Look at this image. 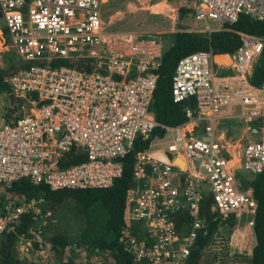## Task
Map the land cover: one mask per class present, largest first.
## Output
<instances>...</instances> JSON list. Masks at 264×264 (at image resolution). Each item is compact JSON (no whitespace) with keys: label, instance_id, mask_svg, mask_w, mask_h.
I'll return each mask as SVG.
<instances>
[{"label":"built area","instance_id":"2783aa9c","mask_svg":"<svg viewBox=\"0 0 264 264\" xmlns=\"http://www.w3.org/2000/svg\"><path fill=\"white\" fill-rule=\"evenodd\" d=\"M104 2L0 0V39L26 64L5 80L18 115L0 125V186L29 178L51 190L111 187L136 142L149 140L133 157L135 185L125 196L139 226L122 227L119 237L135 262L187 264L205 227L202 206L210 192L211 211L243 222L250 230L239 233L252 238L256 202L235 172H264V78L258 86L250 81L264 37L230 25L241 15L264 20V0H191L193 20L203 23L187 31L208 37L233 31L240 43L224 53L229 67L219 66L231 72L222 76L211 48L178 60L173 101L193 98L195 106H187L186 120L174 126L158 123L149 109L163 35L108 28ZM234 105L238 112H231ZM231 118L242 122L239 142L217 128ZM158 126L163 135H152ZM153 146L159 149L152 152ZM43 204V196L0 201V238L21 216H41Z\"/></svg>","mask_w":264,"mask_h":264},{"label":"trees","instance_id":"16d2710c","mask_svg":"<svg viewBox=\"0 0 264 264\" xmlns=\"http://www.w3.org/2000/svg\"><path fill=\"white\" fill-rule=\"evenodd\" d=\"M104 6V5H103ZM192 13L190 8L180 7L178 14L183 18L185 14ZM181 29V25L179 27ZM234 30L244 31L249 34L264 37V20H255L248 15H241L237 22L230 25ZM4 32L5 29H4ZM169 43L164 46L163 59L161 65L156 69L158 74L156 87L150 104V113L155 120L168 126L177 125L186 120L185 108L194 107L195 101L190 98L181 102H174L171 94L172 76L178 60L191 52L212 49L214 53H231L240 43L239 35L233 31L213 32L210 37L206 33L197 31L179 30L168 36ZM24 63H16L12 67L0 72V93L10 94L11 88L5 82L6 78L16 72ZM264 78V47L257 64L254 67L251 84L258 86ZM8 111L3 113V119L9 121L13 116L18 115L16 107L8 98ZM236 120V119H235ZM224 123H227L224 125ZM237 124H230L228 119H221L217 126L218 130H224L228 138L233 130H237ZM164 130L155 127L152 135H163ZM149 140L141 146L136 142L131 152L124 158L123 174L117 178L111 187L93 189H73V190H51L46 185L34 184L29 178H21L14 181L9 187L0 186V201L6 200L11 196L25 195L28 199L43 196V211L50 209L55 211L66 201H73L77 204L76 214L81 216L88 207L98 203L107 212L104 223L105 234L111 233V238L104 236L94 238L89 243L102 251H109V258L114 264H138L133 256L127 253L120 241V230L122 227H129L135 231L139 222L133 220L132 205L126 201V191L135 185L134 172L132 168L134 155L143 149L148 148ZM236 181L242 190L250 188L256 202L254 214V245L249 257L240 259L228 258L227 253L230 249V240L234 226V217L227 220L217 217L211 211V205L205 214V227L200 231L187 264H264V172L259 174L243 175L241 170L235 172ZM205 202V200H204ZM203 202V203H204ZM37 218V217H36ZM36 218L32 215H23L15 225L14 230L5 232L0 238V264H13L16 257L14 255V244L19 236L27 235L29 228L35 223ZM219 239V248L212 250L214 241ZM46 240L52 245L53 252L63 254L60 264H88L78 260L64 259V252L67 246L65 237L51 235ZM214 247V246H213ZM57 248V249H56ZM59 251V252H58ZM26 264H47L42 262H32Z\"/></svg>","mask_w":264,"mask_h":264},{"label":"rangeland","instance_id":"374dc122","mask_svg":"<svg viewBox=\"0 0 264 264\" xmlns=\"http://www.w3.org/2000/svg\"><path fill=\"white\" fill-rule=\"evenodd\" d=\"M190 5L191 0H105L103 20L105 26L108 28L129 29L142 33L163 35V42L166 46L169 43L168 36L170 34L179 30L187 31L191 27L202 25V21L195 22L193 20L192 13L185 14L183 18L179 17L178 9L180 7L189 8ZM4 23L3 18L0 17V29L4 28ZM179 25H181V29L178 28ZM17 57V54L9 46L7 40L3 42L0 39V72L18 63ZM222 58L219 55L217 57L218 60ZM216 73L219 76L224 75L218 66H216ZM8 98L9 95L5 92L0 93V125L4 120L3 113L8 111L9 105L11 106ZM224 112H226V109L222 108L221 113ZM228 122L230 124H237L238 126L237 130H233L230 133V138L227 137L224 130L220 131L225 133L226 140L239 142L243 127L241 120L231 118L228 119ZM226 124L224 123V125ZM158 149L159 147L157 146L151 148L152 152ZM241 172L243 175H251L244 170H241ZM208 194L206 193L207 196ZM76 211L77 204L69 200L55 211L50 209L43 211L42 209L41 216L36 218L35 223L29 228L27 235L19 236L15 241L14 255L19 262L13 264L32 262L60 264L59 260L63 254L53 252L52 245L46 240L51 235L65 237L67 246L64 252V259L78 260L88 264H114L113 260L109 258V251H102L97 247L91 246L89 243L92 239L104 235L107 239L111 238V233L105 234L104 230V223L107 218L105 209L100 204L95 203L88 207L86 212L81 216H78ZM244 227L246 231L250 230L243 222L240 225L234 224L230 249L227 253L228 258L234 259L239 257L242 259L251 255L254 245V234L250 238V234L246 235L244 233L242 235L239 233L244 231ZM39 229H41V232L38 231ZM214 242L212 250L218 249L220 245L219 239H216Z\"/></svg>","mask_w":264,"mask_h":264},{"label":"crops","instance_id":"0c3cea01","mask_svg":"<svg viewBox=\"0 0 264 264\" xmlns=\"http://www.w3.org/2000/svg\"><path fill=\"white\" fill-rule=\"evenodd\" d=\"M218 55L222 56L223 58L221 60L220 59L218 60L216 58V56H218ZM214 58H215V61L218 63V68L221 71V73H223L225 75V74L231 72L230 69L225 70V68L223 66H219V64H225L226 67H229L230 60L227 58V55H225L224 53H216ZM236 110H240L239 106L238 105L232 106L231 112H238Z\"/></svg>","mask_w":264,"mask_h":264},{"label":"water","instance_id":"95a60500","mask_svg":"<svg viewBox=\"0 0 264 264\" xmlns=\"http://www.w3.org/2000/svg\"><path fill=\"white\" fill-rule=\"evenodd\" d=\"M29 0H25V4L28 2ZM23 5V10H25L26 9V5ZM1 15H2V13L0 12V17H1ZM9 98L12 100V98H13V95L12 94H9ZM175 162H179L180 163V165L181 166H183V162L180 160V159H175ZM212 200H213V194L210 192L209 194H208V196L206 197V200H205V202L203 203V206H202V210H203V212L206 214L207 213V208H208V206L210 205V203L212 202ZM15 262L16 263H18L19 261H18V259H16L15 260Z\"/></svg>","mask_w":264,"mask_h":264},{"label":"bare ground","instance_id":"6f19581e","mask_svg":"<svg viewBox=\"0 0 264 264\" xmlns=\"http://www.w3.org/2000/svg\"><path fill=\"white\" fill-rule=\"evenodd\" d=\"M217 57H218V56H217ZM217 57H216V58H217Z\"/></svg>","mask_w":264,"mask_h":264}]
</instances>
